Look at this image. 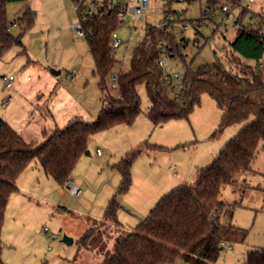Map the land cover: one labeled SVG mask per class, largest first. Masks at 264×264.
Listing matches in <instances>:
<instances>
[{"label":"rangeland","instance_id":"obj_1","mask_svg":"<svg viewBox=\"0 0 264 264\" xmlns=\"http://www.w3.org/2000/svg\"><path fill=\"white\" fill-rule=\"evenodd\" d=\"M87 1L124 8L116 30L122 40L114 49L118 65L106 80V93L112 96L118 95L113 77L129 70L133 49L144 39L148 25L165 24L167 18L178 21L182 15L184 21L177 23L174 33L178 43L182 39L188 43L182 44L180 54L195 71L217 62L227 66L236 22L249 24L258 15L264 17V0H242L236 8L222 2L211 9L213 19L204 22L202 10L209 0H149V8L137 15L132 8L139 7L138 0ZM28 7L36 13L34 26L26 32L17 24L10 27L15 37L22 36L23 46H12L0 55V118L27 142L41 144L44 132L64 129L75 119L96 122L104 94L87 39L73 31L80 21L74 1L9 0V22L18 20ZM166 61L171 73L181 74L178 84H182L188 66L180 57L168 56ZM53 70L61 73L54 75ZM9 76L15 78L13 87L4 89L3 78ZM137 88L141 113L134 123L93 135L90 154L79 158L67 185L48 177L35 161L20 175L19 192L10 198L1 233L4 264H101L123 232L133 231L160 198L182 184L194 183L198 170L208 168L242 128L230 126L214 137L223 111L207 93L188 119L155 125L147 115L151 103L144 83ZM137 151L141 152L130 168L131 187L118 194L122 176L117 166ZM252 167L253 171L238 176L237 185L222 190L221 200L229 205L221 218L226 242L213 264H244L248 251L264 248V146ZM70 184L82 194L72 195ZM115 195L120 206L118 225L104 224L101 221ZM89 230L92 236L86 249L80 241ZM64 235L74 240L71 245L63 242Z\"/></svg>","mask_w":264,"mask_h":264},{"label":"trees","instance_id":"obj_2","mask_svg":"<svg viewBox=\"0 0 264 264\" xmlns=\"http://www.w3.org/2000/svg\"><path fill=\"white\" fill-rule=\"evenodd\" d=\"M8 1L0 0V55L12 46H23L22 36L15 37L10 27L17 24L26 32L36 19V13L28 7L18 20L10 23ZM222 2L236 8L242 0H209L207 8L215 9ZM104 8L103 14L88 13L85 26V38L104 94L97 121L90 124L75 119L64 129L44 132L46 139L38 144L27 142L0 118V264H4L1 233L6 210L11 196L18 192L16 183L20 175L35 161L48 177L61 186L67 185L79 158L88 151L93 135L120 124L134 123L141 113L137 87L142 83L151 103L147 115L155 125L172 119H188L200 104L201 96L207 93L223 111L214 137L230 126L242 125V128L208 168L198 171L194 183L182 184L163 196L133 231L123 232L116 239L113 252L105 254L101 264H176L179 261L213 264L226 242L221 218L229 205L221 200L222 190L227 185H237L241 174L253 171L252 166L264 146V17L258 15L249 24L236 22L238 31L229 44L227 66L217 62L195 71L180 54L182 44L188 43L185 39L182 44L178 43L174 33L177 23L184 20H173L164 27L148 25L144 39L133 49L129 70L117 74L118 95L112 96L106 93V80L118 65L113 34L122 23L120 14H124V8L107 2ZM163 52L167 57H180L188 66L185 81L189 86L183 92V100L172 97L171 84L163 79L164 71L157 64ZM140 152L123 158L117 166L122 176L118 194L130 189V168ZM116 195L101 221L104 224L118 225L120 206ZM60 209L67 212L65 208ZM98 226L95 221L94 228ZM90 231L80 241L86 249L89 248L87 240L92 236ZM244 264H264V248L248 251Z\"/></svg>","mask_w":264,"mask_h":264},{"label":"built area","instance_id":"obj_3","mask_svg":"<svg viewBox=\"0 0 264 264\" xmlns=\"http://www.w3.org/2000/svg\"><path fill=\"white\" fill-rule=\"evenodd\" d=\"M75 3V9L79 13V22L73 26V31L76 32L80 37L86 36L85 26L88 24L89 18L88 13H101L103 14L106 10L104 8V4L98 3L96 1H92V3L88 4L87 0H73ZM175 1V0H170ZM179 1H185V0H179ZM139 7L132 8V13L142 14L149 8V0H138ZM223 11L227 12L228 7H223ZM121 17H123V14H120ZM214 17V13L210 8H206L202 10V22L206 20H212ZM174 19L167 18L165 24L159 25V27H164L167 24H170ZM178 21H183V16L180 15L178 17ZM16 25V24H14ZM185 29V26H184ZM197 44V43H196ZM122 45V40L117 36L116 33L113 34V46L115 48H118ZM167 54L163 52L161 54V57L158 59L157 64L159 67L162 68L164 71V81L171 84V93L172 97L174 99H180L183 100V92L189 86V82L185 81L182 84H178L182 80V76L179 73H171L167 67ZM114 79V88L117 89V75L113 77ZM4 89H11L13 87V82L15 81L14 76L4 77ZM68 188L71 191V194L74 196H79L82 194L81 189L78 187H73L71 184L68 186Z\"/></svg>","mask_w":264,"mask_h":264},{"label":"water","instance_id":"obj_4","mask_svg":"<svg viewBox=\"0 0 264 264\" xmlns=\"http://www.w3.org/2000/svg\"><path fill=\"white\" fill-rule=\"evenodd\" d=\"M263 38H264V36H263ZM52 72H53L54 75H59L61 73L60 71H54V70ZM85 154L86 155H89L90 152L89 151H86ZM73 241L74 240L72 238L68 237L67 235H64V237H63V242L64 243H66L68 245H71L73 243Z\"/></svg>","mask_w":264,"mask_h":264},{"label":"crops","instance_id":"obj_5","mask_svg":"<svg viewBox=\"0 0 264 264\" xmlns=\"http://www.w3.org/2000/svg\"><path fill=\"white\" fill-rule=\"evenodd\" d=\"M240 130H241V129H240ZM240 130H239V132H240ZM239 132H238V133H239ZM236 135H237V134H236ZM230 141H231V140H230ZM228 143H229V141L227 142V144H228ZM227 144H225V145H227ZM222 149H224V148H222ZM221 151H222V150H221ZM221 151H220V152H221ZM219 154H220V153H219ZM211 164H212V163H211ZM211 164H209V165H211ZM209 165H208L207 167H209ZM202 169H205V168H202ZM202 169H200V170H202ZM200 170H198V171H200ZM197 174H198V172H197ZM196 176H197V175H196ZM18 179H19V178H18ZM190 184H192V183H190ZM16 186H17V188H18V192H19L18 180H17ZM18 192H16V193H18ZM16 193H15V194H16ZM13 195H14V194H13ZM160 199H161V198H160ZM160 199H159V200H160ZM159 200H158V201H159ZM158 201H157V202H158ZM156 204H157V203H156ZM156 204H155V205H156ZM154 207H155V206H154ZM154 207H153V208H154ZM153 208H152V209H153ZM152 209H151V210H152Z\"/></svg>","mask_w":264,"mask_h":264}]
</instances>
